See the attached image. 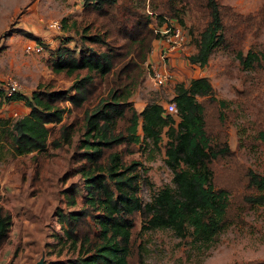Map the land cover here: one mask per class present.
I'll return each instance as SVG.
<instances>
[{
	"label": "rangeland",
	"instance_id": "374dc122",
	"mask_svg": "<svg viewBox=\"0 0 264 264\" xmlns=\"http://www.w3.org/2000/svg\"><path fill=\"white\" fill-rule=\"evenodd\" d=\"M167 1L116 0L112 6L104 7V14L84 7V0H0V82L15 78L24 94L29 95L39 83L52 88L70 85L72 78L50 67L51 50L67 38L70 47L93 46L113 53L111 71L94 76L88 99L81 107L62 102L69 107L63 120L74 124L70 143L48 145L43 152L15 155L9 142L0 140V204L12 218L8 237L0 246V264H33L41 256L48 264L75 255L60 243L63 231L55 211L68 207L62 189L72 182H81L73 168L78 164L74 158L84 131L83 114L101 98L109 97V89L129 81L128 73L134 76L136 71L139 75L130 85L128 100L137 111L150 102L166 105L176 84H188L200 76L208 78L217 99L225 100V105L219 107L208 98L198 97L206 107L210 136L216 141L225 140L230 150L229 155L215 160L210 167L215 184L230 190L231 206L227 225L210 241L193 239L190 228L182 234L171 226L147 227L150 214L133 213L129 264L264 261V204H250L244 198L256 193L248 185L247 170L264 174V139L258 135L264 131V0H217L222 11L224 41L214 47L202 66L191 63L188 56L196 50V39L207 17L192 1L170 0L176 7L175 16L188 30V42L171 57L175 74L172 81L157 86L146 64L154 38L150 39L146 57L140 59L137 55L138 48L144 45L140 39L148 40L151 23L160 21L157 15L170 14ZM52 19L60 21V29L47 26ZM85 32L104 34L109 47L83 41ZM30 40L41 42L43 49L39 53L25 52L24 44ZM249 50L254 54V62L244 66L237 53L244 56ZM119 70L123 71L118 77ZM24 106L19 101L4 102L0 105V117L17 118L24 114ZM51 126L53 135H58V125ZM166 129L167 126L161 128L162 138L157 142L147 137L142 138V144L116 147L123 153L125 164L132 160L141 162L137 195L143 206L154 204L162 188H176L165 160ZM138 132L142 137L140 127ZM79 205L78 201L69 208Z\"/></svg>",
	"mask_w": 264,
	"mask_h": 264
},
{
	"label": "trees",
	"instance_id": "16d2710c",
	"mask_svg": "<svg viewBox=\"0 0 264 264\" xmlns=\"http://www.w3.org/2000/svg\"><path fill=\"white\" fill-rule=\"evenodd\" d=\"M115 1L84 0V7L107 14L104 7L112 6ZM189 1L207 17L196 39V50L188 56L191 63L202 66L207 63L214 47L224 41L222 11L217 0ZM167 3L170 14H158L160 21L151 23L148 40L140 39L144 45L138 48V58L146 57L150 39L156 35L154 29L162 24L165 16L183 24L175 16L176 7L170 4V0ZM83 30L87 31V26ZM81 38L109 47L106 37L99 32H85ZM69 41L67 38L52 49L50 56L51 69L72 78L69 86L52 88L39 83L29 95L21 91L6 94L3 80L0 82V105L21 101L28 108L17 118L0 117V140L6 139L15 155L43 152L48 145L58 147L70 143L74 124L63 120L69 107L62 102L81 107L88 99L94 76H104L113 67V53L109 49L70 47ZM237 57L244 66L254 62L250 50L244 56L238 52ZM122 71L119 70L118 77ZM138 75L137 71L134 76L128 73L129 81L121 87L109 89V97L101 98L93 108L84 111V131L74 158L78 164L73 168L74 174L80 175L81 182L80 185L72 182L62 189L68 207H58L55 211L63 231L60 243L67 245L75 255L51 260L48 264H129L131 215L139 211L150 214L147 227L171 226L182 234L190 228L193 239L199 241L213 240L227 225L230 190L215 184L210 164L229 155L230 150L225 140L216 141L210 136L206 107L198 97L208 98L219 107L225 105V100L217 99L208 78L200 76L188 84H176L170 98L175 101L176 114L166 112L159 102H150L137 111L128 99L130 85L136 82ZM175 117L178 118L176 123ZM56 124L58 135H53L51 125ZM165 126L168 136L164 144L165 160L172 170L176 188L173 191L162 188L154 204L147 207L137 195L141 162L132 160L125 164L123 153L116 147L142 144V138L147 137L157 142L162 138L161 128ZM258 135L264 139L263 130ZM245 176L248 185L256 190V193L245 195V201L264 204V174L248 169ZM78 201V208H69ZM11 223V214L0 204V246L8 237ZM245 264H264V261L252 260Z\"/></svg>",
	"mask_w": 264,
	"mask_h": 264
},
{
	"label": "built area",
	"instance_id": "2783aa9c",
	"mask_svg": "<svg viewBox=\"0 0 264 264\" xmlns=\"http://www.w3.org/2000/svg\"><path fill=\"white\" fill-rule=\"evenodd\" d=\"M47 26L53 30L60 29V21L52 19ZM154 32L156 34L153 40L154 44L150 51V60L146 64L154 85L164 86L171 82L175 75L170 64L171 57L188 42L187 30L176 19L165 16L162 24L155 27ZM23 49L25 52L39 53L43 49V45L39 41L30 40L24 44ZM3 85L6 94L21 91L20 84L15 78L7 77L3 81ZM164 108L168 113H177L175 101L172 99L164 105ZM13 114L17 115V112L14 111Z\"/></svg>",
	"mask_w": 264,
	"mask_h": 264
},
{
	"label": "water",
	"instance_id": "95a60500",
	"mask_svg": "<svg viewBox=\"0 0 264 264\" xmlns=\"http://www.w3.org/2000/svg\"><path fill=\"white\" fill-rule=\"evenodd\" d=\"M33 264H44V257L41 256L38 260H36Z\"/></svg>",
	"mask_w": 264,
	"mask_h": 264
},
{
	"label": "crops",
	"instance_id": "0c3cea01",
	"mask_svg": "<svg viewBox=\"0 0 264 264\" xmlns=\"http://www.w3.org/2000/svg\"><path fill=\"white\" fill-rule=\"evenodd\" d=\"M14 102H18V101H14ZM19 102H21V101H19ZM24 108H25V112L24 113H26L28 111V108L26 106H24Z\"/></svg>",
	"mask_w": 264,
	"mask_h": 264
}]
</instances>
